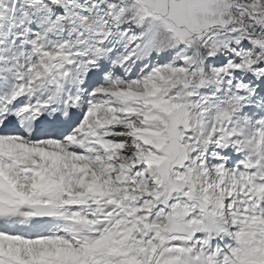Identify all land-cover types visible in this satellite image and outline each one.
I'll use <instances>...</instances> for the list:
<instances>
[{"label": "snow or ice", "instance_id": "6c2138e0", "mask_svg": "<svg viewBox=\"0 0 264 264\" xmlns=\"http://www.w3.org/2000/svg\"><path fill=\"white\" fill-rule=\"evenodd\" d=\"M0 264H264V0H0Z\"/></svg>", "mask_w": 264, "mask_h": 264}]
</instances>
